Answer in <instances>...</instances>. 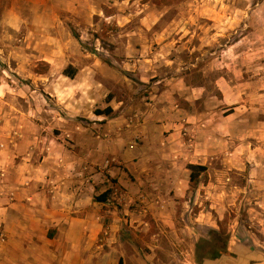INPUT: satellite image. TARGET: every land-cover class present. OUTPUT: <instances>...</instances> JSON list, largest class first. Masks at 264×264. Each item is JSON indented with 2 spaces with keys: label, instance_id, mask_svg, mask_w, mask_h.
Masks as SVG:
<instances>
[{
  "label": "rangeland",
  "instance_id": "rangeland-1",
  "mask_svg": "<svg viewBox=\"0 0 264 264\" xmlns=\"http://www.w3.org/2000/svg\"><path fill=\"white\" fill-rule=\"evenodd\" d=\"M2 84L0 117L27 111L13 119L42 144L50 134L70 146L77 126L105 139L103 122H140L146 109L160 124L182 121L207 181L159 209H116L121 239L104 264H199L219 222L231 254L203 264H264V0H0ZM108 106L112 115L87 118ZM112 189L120 208L122 189ZM7 240L1 227L0 249Z\"/></svg>",
  "mask_w": 264,
  "mask_h": 264
},
{
  "label": "crops",
  "instance_id": "crops-1",
  "mask_svg": "<svg viewBox=\"0 0 264 264\" xmlns=\"http://www.w3.org/2000/svg\"><path fill=\"white\" fill-rule=\"evenodd\" d=\"M0 90L6 95L4 84ZM15 110L0 117V228L8 239L0 249V264H104L121 239L125 218L116 209L125 214L159 209L162 199L186 197L192 192L188 165L205 164L188 149L182 121L160 124L154 110H144L140 122L108 119L103 122L107 138L101 140L90 128L77 126L70 146L59 139L49 144L50 134L40 143L32 128L18 127L13 119L27 118L28 112ZM99 117L106 115L87 118ZM133 135L143 143L131 141ZM109 157L119 165H107ZM113 185L122 189L120 208L111 198L95 200ZM131 214L133 222H143L141 211ZM103 232L108 252L99 244Z\"/></svg>",
  "mask_w": 264,
  "mask_h": 264
},
{
  "label": "trees",
  "instance_id": "trees-1",
  "mask_svg": "<svg viewBox=\"0 0 264 264\" xmlns=\"http://www.w3.org/2000/svg\"><path fill=\"white\" fill-rule=\"evenodd\" d=\"M70 77L75 76V71H67ZM114 112V109L112 106H108L105 109H97L95 113L97 115H106L110 116ZM188 168L190 169V184L193 188H196L201 183V176L205 174V182L208 179V176L206 174L207 172V166L200 165V164H189ZM113 189H108L106 192L102 193L101 195L95 197L96 201L99 202H106L110 195L112 194ZM220 228L219 230L213 229L211 232L210 239L203 240V243L198 246L197 252L199 255V264H203L204 259H218L224 255L231 254L229 250L230 245V235L225 229V227L222 225L221 222H219ZM209 246V247H208ZM208 249H205V248ZM206 252V253H205ZM119 264H123L122 259L120 260Z\"/></svg>",
  "mask_w": 264,
  "mask_h": 264
},
{
  "label": "built area",
  "instance_id": "built-area-1",
  "mask_svg": "<svg viewBox=\"0 0 264 264\" xmlns=\"http://www.w3.org/2000/svg\"><path fill=\"white\" fill-rule=\"evenodd\" d=\"M2 173H3V171H2V170H0V177L3 175Z\"/></svg>",
  "mask_w": 264,
  "mask_h": 264
}]
</instances>
